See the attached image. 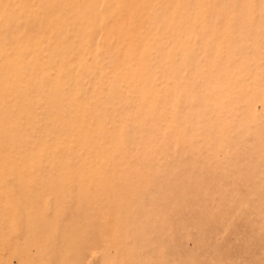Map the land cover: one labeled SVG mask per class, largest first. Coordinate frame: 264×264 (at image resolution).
Wrapping results in <instances>:
<instances>
[{
    "label": "rangeland",
    "instance_id": "1",
    "mask_svg": "<svg viewBox=\"0 0 264 264\" xmlns=\"http://www.w3.org/2000/svg\"><path fill=\"white\" fill-rule=\"evenodd\" d=\"M0 264H264V0H0Z\"/></svg>",
    "mask_w": 264,
    "mask_h": 264
}]
</instances>
